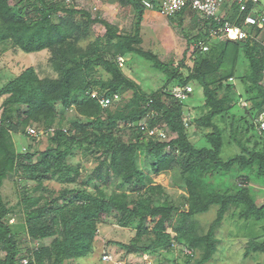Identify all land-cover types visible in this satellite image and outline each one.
I'll use <instances>...</instances> for the list:
<instances>
[{"label":"trees","instance_id":"obj_1","mask_svg":"<svg viewBox=\"0 0 264 264\" xmlns=\"http://www.w3.org/2000/svg\"><path fill=\"white\" fill-rule=\"evenodd\" d=\"M127 1L137 13L131 34L120 33L106 20H94L91 13L68 5V0H0V55L48 52L56 73L41 77L34 65H26L0 84V99L8 96L0 117V253H4L0 264H24L26 259L27 264L78 263L94 254L96 239L111 217L135 233L129 242H116L123 250L119 260L152 254L164 260L158 264H182L165 263L161 252L181 246L190 252L184 254L183 264H206L218 250L216 233L231 209H240L246 220L264 219V204L256 202L247 185L250 178L243 177L235 189L218 184L236 166H256L264 177V135L257 126L264 112V30L249 27L252 35L242 41L214 39L211 30L219 27L215 19H204L189 8L165 15L187 40L184 58L176 65L174 59L165 62L141 47V24L149 10L141 0ZM160 1L152 0L153 11L161 14ZM256 10L264 18L263 0ZM81 13L84 21H76ZM188 13L193 14V30L198 28L195 36L183 28ZM219 17L232 24L241 22L238 0L226 3ZM92 23L105 28L106 39L83 48L80 42ZM191 49L188 65L185 59ZM129 55L152 63L168 78L166 86L144 91L125 71V65L131 70ZM120 56L125 58L122 67ZM193 86L200 87L203 96L195 102L187 90L193 91ZM176 89L187 98H178ZM104 99L111 104L105 107ZM69 113L78 118L67 120ZM142 127L157 134H144ZM30 129L37 134L30 135ZM158 131H166L169 138L161 139ZM195 136L200 137L196 142ZM16 137L32 144H17ZM44 137L47 147L34 149ZM225 141L240 152L224 159ZM81 155L98 161L85 175L82 161L75 165L71 160ZM175 168L181 171L186 209L166 186L154 182V177ZM11 176L17 178L16 184L21 180L35 184L19 195L16 206L3 196ZM111 178L119 186L138 190L119 202L107 190ZM47 181L74 188L51 190L44 185ZM90 183L95 192L88 190ZM212 207L218 208L217 217L205 231L197 217ZM159 216L150 230L149 218ZM169 223L174 237L167 232ZM24 238L38 245L25 250ZM250 252L264 253V236L250 240Z\"/></svg>","mask_w":264,"mask_h":264},{"label":"rangeland","instance_id":"obj_2","mask_svg":"<svg viewBox=\"0 0 264 264\" xmlns=\"http://www.w3.org/2000/svg\"><path fill=\"white\" fill-rule=\"evenodd\" d=\"M68 5L81 12L91 13L94 20H106L110 22L119 29L120 33L131 34L135 31L134 28L137 20V13L132 4L127 0H68ZM192 15L193 14L190 13L186 15L183 28L189 34L195 36L198 33V28L193 30ZM84 19L85 16L82 13L75 17L76 21H84ZM181 30L182 29L179 27H172L168 23L165 15L160 14L158 11H146L143 16L140 31V36L143 40L141 47L145 50L156 53L165 62L174 59L176 65H178L183 60L184 53L188 48L186 38L180 33ZM98 39H106V30L101 25L92 23L87 37L80 42V46L87 48ZM192 51L193 49L188 52L185 64H190ZM127 59L131 70L125 65V71L142 86L144 91L152 93L159 91L166 86L168 78L166 75L156 70L152 63L136 55H129ZM22 62L25 65H18ZM26 65H34L41 77L56 75L49 64L48 52L30 55H26L22 52H20V55L18 53L9 52L3 56L0 55V84L6 83L9 80L8 77L11 73L18 74L21 71V68ZM174 93L176 95L179 91L174 90ZM191 94L193 95L194 102L199 97H203L200 87L193 86ZM7 97L8 96H4L0 99V117L3 111V102ZM242 106L246 107V104L243 103ZM76 118H78V116L74 113L67 114V120H74ZM166 136L168 139L169 135L166 134ZM171 137H173V135H170V138ZM199 138V136L197 138L195 136L193 141L196 142ZM15 141L17 144H20L21 142L24 144L31 143L28 139H23L21 137H16ZM47 141L48 137L42 138L41 142L37 144L34 149H45L48 145ZM200 142L202 143V141ZM239 152L240 149L238 146L229 144L225 141L221 156L224 159H228ZM71 160L75 165L82 161L83 175L87 174V172H91L98 163L94 158H89V160H87L84 159L82 155ZM245 176L250 178V182L247 185L250 187L251 194L256 202L259 205L264 204V177L257 174L256 166L244 168L236 166L230 174L225 175L220 179L218 184H222L223 189H235L233 186L239 184L242 185V180ZM15 180H17V178L11 176L6 180L3 187V196L11 206H16L19 203L20 194L31 191L35 186L33 182L27 180H21L19 184H16ZM80 181L85 182L83 177L80 178ZM154 182L166 186L170 191L171 196L177 201V204H182L183 209L187 208V204H184L183 199V197L186 196V190L179 169L175 168L172 172L163 173L154 177ZM107 183L109 186V188H107L109 194L115 193L117 195L116 199L119 202H124L128 199L125 194L138 190L133 187L119 186L113 178L109 179ZM44 185L48 186L51 190L56 191H60L64 186L74 188L73 185H65L61 181H47L44 182ZM87 188L90 192L96 191L94 183L88 184ZM157 198L161 201L163 200L161 196ZM234 209L235 208L229 211L225 216L222 226L217 230L216 234L219 240L218 250L212 260L206 264H264V253H247L250 240L264 236V219L262 221H256L253 219L246 220L241 217L240 209ZM217 210V207H212L207 213L197 217V220L205 231H208L210 224L216 219ZM161 217L162 216H159L157 219L153 220L149 218L147 227L150 230H153ZM109 220L110 223L106 224L104 230L100 231V234L96 239V249L94 250V254L88 258L78 259V263L75 262V264H158L160 261H164L161 260L158 255L152 254L147 256L130 255L123 260H119L118 258H120L123 250L119 249L116 242H129L135 233L131 228L124 229L120 227L116 221L114 222V217L109 218ZM175 220L176 219H174L173 223H175ZM13 222L14 219L11 220V223ZM167 232L173 237L175 236L172 229V223L168 224ZM111 241L112 243L110 244ZM36 245L38 244H34L29 239H23L22 246L25 250L28 248L33 249ZM161 252L165 255V263L168 261L169 263L177 261L178 263L183 264L185 262L184 248L181 246H178L177 250H174L173 252H167L165 250H161ZM106 255L107 257H105ZM3 256L4 253H0V257Z\"/></svg>","mask_w":264,"mask_h":264},{"label":"built area","instance_id":"obj_3","mask_svg":"<svg viewBox=\"0 0 264 264\" xmlns=\"http://www.w3.org/2000/svg\"><path fill=\"white\" fill-rule=\"evenodd\" d=\"M142 4L147 10L153 11L155 8L152 0H141ZM235 0H161L159 3V10L163 15H173L184 8H189L194 13L202 16L204 19H215L219 23V27L217 29L211 30V36L214 39H229V40H237L242 41L246 39L249 35L248 28L252 26H256L257 29L264 30V18H261L257 15L256 5L259 3V0H238L240 5V19L241 22L238 24L231 23L229 21H222L220 19V13L222 12L224 6L228 2H232ZM118 63L122 67L125 64V58L120 56L118 58ZM189 93H191L192 89H187ZM179 91L177 93V97L180 99L187 98V95L182 92V90L176 89ZM95 93L93 96H97ZM116 99L118 97L116 96ZM101 103L107 107L111 104L109 100H102ZM258 132L264 135V112L260 115L258 119ZM144 134L156 135V131H148L145 127H142ZM30 135L34 136L37 134V131L34 129H30ZM165 132V133H164ZM167 132L166 131H158V136L161 139H166ZM190 253L187 249H184V254ZM146 256L149 254H145ZM144 255V256H145ZM107 257V255L105 256ZM24 264H27V259L23 261Z\"/></svg>","mask_w":264,"mask_h":264}]
</instances>
